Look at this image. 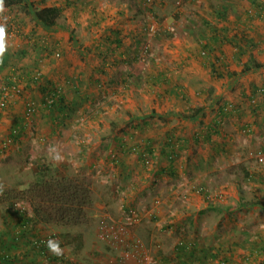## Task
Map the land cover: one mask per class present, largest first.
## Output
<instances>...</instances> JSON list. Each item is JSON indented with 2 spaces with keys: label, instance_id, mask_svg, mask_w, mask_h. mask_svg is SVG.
Wrapping results in <instances>:
<instances>
[{
  "label": "rangeland",
  "instance_id": "obj_1",
  "mask_svg": "<svg viewBox=\"0 0 264 264\" xmlns=\"http://www.w3.org/2000/svg\"><path fill=\"white\" fill-rule=\"evenodd\" d=\"M21 1L3 0L0 14V89L15 87L4 107L0 99V189L27 190L46 168L83 179L92 205L87 225L37 234L42 226L17 224L31 218L26 202L1 203L0 264H124L101 235L128 209L139 215L132 233L150 264L160 253L176 264L177 247L194 255L183 264H264V209L249 204L264 199V10L256 11L264 0ZM28 3L58 7L55 25L35 23ZM101 15V26L90 22ZM224 33L255 43L239 60L249 72L232 63ZM210 36L222 46L212 43L204 59L200 41ZM55 86L65 108L44 104ZM74 235L85 242L69 241L58 262L39 251L40 239Z\"/></svg>",
  "mask_w": 264,
  "mask_h": 264
},
{
  "label": "trees",
  "instance_id": "obj_2",
  "mask_svg": "<svg viewBox=\"0 0 264 264\" xmlns=\"http://www.w3.org/2000/svg\"><path fill=\"white\" fill-rule=\"evenodd\" d=\"M5 2L6 4L14 5L22 1L21 0H9V1L5 0ZM26 6L31 16L33 17L35 23L39 24L44 29H49L52 26H54L56 20L59 17V14L61 13V10L58 7H53V6L46 7L45 6V7L36 8L35 6H33L32 3H28L26 4ZM261 6L262 5L256 6L257 12H259L258 8L260 9V11L264 10V8H262ZM214 15L216 16V19L220 21V23L225 22L224 17H223V11H218V12L216 11ZM100 20L102 22L103 17H101L99 20L94 19L92 24H94L95 26H99ZM223 31L229 32V30L225 28ZM214 32L217 33V30H215ZM222 36H223V39H225L227 42L230 43L229 46L232 47L231 50H232V54H233L235 62H239L242 56L245 55V51L246 52L252 51L253 48H255L256 46L254 42L253 43L251 42V39L250 40L244 39L246 42L245 43L246 45H244V41L241 42L242 44L239 42H236L233 36L228 38L227 33H224V35ZM216 37L217 36H210L207 39V42H205L204 44H200L201 50L199 51V53L204 59H207L214 54L212 43H214V45L217 44L218 45L217 47L222 46L221 41L216 42L218 41ZM106 41L109 42L108 37L105 38V42ZM121 43L122 42L120 41L119 36L116 37L114 44L116 45L117 49L120 47L119 45ZM220 54L222 55L215 56L214 63L212 62L209 63L211 67L210 70H212V72L214 73L216 72L215 64L217 63L220 64L221 61H223L222 58L224 54L223 53H220ZM208 62L210 61L208 60ZM239 64L240 66H242L241 71L243 73H247L249 72V70H251L248 62L247 63L239 62ZM252 67L254 69H259L262 67V65L254 62ZM221 73L222 71L220 72L217 71V75H220ZM227 75L228 77L234 76L233 72L232 73L227 72ZM37 77L33 79L37 80L38 79ZM5 87L6 88L12 87L11 82L8 84L6 83ZM13 90H15V87H12V90L9 91V93L14 92ZM62 96L63 95L60 89H58L56 86L51 88L50 90H48V94H46V96L44 97L45 106L49 108L55 106V108L57 107L58 109L63 106L65 108V105H63L64 101L62 99ZM0 97H1V92H0ZM33 110H34V103H33ZM201 110H202L201 108H196L192 110V112L189 115H184V117L186 119L194 118L200 113ZM113 139H114L115 144H118V142L122 140V139H117L116 137ZM201 194L202 196L204 195L203 193ZM18 199L27 203V205L29 206L31 210V214H32L31 218L29 219H25V218L23 219L22 216L20 217V220L18 221L17 224L19 225V227H22V228L26 227L27 222L29 221H32V223H34L35 225H41V226L51 225L58 229L87 225V220H88L87 211L92 205L91 190L83 179H79L77 177H68V176L61 175V174L57 175V171L55 170L53 171L51 169H46V168L39 170V174H38L37 180L35 181L34 185L28 188L27 190H23L19 193H17L16 191H9L6 193H2V195L0 196V204L7 202V204L11 205L12 201H15ZM204 199L207 200L206 198ZM249 204L256 205L264 209V200L262 199L256 198L255 200L250 201ZM75 236L76 235L72 236L70 240H67L66 237L65 238L62 237V239H59L56 241L60 242L61 248L69 245L70 244L69 241L79 242L80 244L81 242L80 236H76V237ZM46 241L48 240L40 239L39 244L41 246H39V251L43 254V256H47V257L50 256L52 261L54 260V262H58L60 257L62 256L56 257L53 255H50L47 247L45 246ZM2 243L3 242L0 241V248L2 246ZM176 249H178L181 252L183 251L187 252V248L185 247H177ZM193 257L194 255L190 252L188 253L185 261ZM223 258H222L223 261L221 263L227 264L226 260ZM194 262H197V261H194ZM190 264H192L191 260H190Z\"/></svg>",
  "mask_w": 264,
  "mask_h": 264
},
{
  "label": "built area",
  "instance_id": "obj_3",
  "mask_svg": "<svg viewBox=\"0 0 264 264\" xmlns=\"http://www.w3.org/2000/svg\"><path fill=\"white\" fill-rule=\"evenodd\" d=\"M150 27L149 30L154 28L153 25ZM11 90L12 89H10V91ZM0 92V99L2 101L1 106H4L12 93H9L6 87L1 88ZM24 112V115L28 118L34 112L33 103L27 104ZM262 160V157L258 158V161L262 162ZM1 195L2 191L0 189V196ZM138 216L139 215L134 210L128 209L122 222L116 223L105 235H101L102 237L105 236L104 238L112 250H119V256L117 258L124 264L128 262H134L135 264H150L152 262V257L147 250L139 245L134 237L131 238L133 227L139 224Z\"/></svg>",
  "mask_w": 264,
  "mask_h": 264
},
{
  "label": "crops",
  "instance_id": "obj_4",
  "mask_svg": "<svg viewBox=\"0 0 264 264\" xmlns=\"http://www.w3.org/2000/svg\"><path fill=\"white\" fill-rule=\"evenodd\" d=\"M73 12H75V10H73ZM119 12V11H118ZM75 17H76V15H74V14H72V20H74L75 19ZM101 17H103V19H104V16L103 15H101L100 16V18ZM99 18V17H98ZM97 20H99V19H97ZM90 22H93V20H91ZM99 23H100V26H101V24H102V22H101V20L99 21ZM208 39V38H207ZM207 40H203V41H200V44H204L205 42H206ZM231 52H232V50H231ZM232 54V53H231ZM189 56H190V52H189ZM244 56V55H243ZM242 56V57H243ZM231 61H232V63H234V65L236 66V67H239L240 66V64H239V62H235V60H234V57H233V54L231 55ZM203 67H206V65L208 64V62H206L205 60H203L201 63H200ZM242 67V66H241ZM255 70H257V69H255ZM186 75H187V77H189V75L187 74V73H185ZM159 76H160V80H157V81H162V74H160L159 73ZM153 77V76H152ZM156 81V84L158 83ZM232 81V80H231ZM159 85V83L157 84V86ZM230 85V84H229ZM253 90H256V89H253ZM166 91V89H163V92H165ZM237 111V110H236ZM111 123V125L112 124H114L113 122H110ZM113 137V136H112ZM259 199H261V198H259ZM262 200H264V199H262ZM37 226H41V225H37ZM45 227L46 226H42V228H44V229H39L40 227H36V233L38 234V233H41V230H45ZM49 227V226H48ZM36 234V235H37ZM134 234L135 233H132V236H131V238H133V236H134ZM94 235V234H93ZM97 238H99V236H97ZM96 238V239H97ZM93 239H95V237L93 236ZM80 240H83V243L85 242L84 240H85V238H84V236L83 237H80ZM100 241H101V239H100ZM93 244H95V242H93ZM62 249H64V247L62 248ZM149 252H150V250H149ZM188 253H189V251H183V252H181V251H179L178 249H176L175 250V252H174V258H175V262H176V264H183L184 262H185V259L187 258V255H188ZM180 258V259H179ZM158 260H157V263L158 264H163V263H161V261H162V259H164V257H163V253L161 254H159V256H158V258H157ZM126 264H135L134 262H128V263H126Z\"/></svg>",
  "mask_w": 264,
  "mask_h": 264
},
{
  "label": "clouds",
  "instance_id": "obj_5",
  "mask_svg": "<svg viewBox=\"0 0 264 264\" xmlns=\"http://www.w3.org/2000/svg\"><path fill=\"white\" fill-rule=\"evenodd\" d=\"M4 11L3 0H0V14ZM5 23H0V58H2L7 51V29H6V20L7 17H4ZM48 249L50 255L60 257L63 255V249L60 247L59 241L49 240L45 245Z\"/></svg>",
  "mask_w": 264,
  "mask_h": 264
}]
</instances>
